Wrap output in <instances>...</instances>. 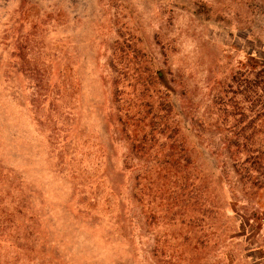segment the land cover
Listing matches in <instances>:
<instances>
[{"label":"rangeland","instance_id":"rangeland-1","mask_svg":"<svg viewBox=\"0 0 264 264\" xmlns=\"http://www.w3.org/2000/svg\"><path fill=\"white\" fill-rule=\"evenodd\" d=\"M0 264H264V0H0Z\"/></svg>","mask_w":264,"mask_h":264},{"label":"trees","instance_id":"trees-1","mask_svg":"<svg viewBox=\"0 0 264 264\" xmlns=\"http://www.w3.org/2000/svg\"><path fill=\"white\" fill-rule=\"evenodd\" d=\"M203 175L207 178H211V180H213L215 182L213 184H219V180L217 179V177L214 173L209 172V175H207V174H203Z\"/></svg>","mask_w":264,"mask_h":264}]
</instances>
